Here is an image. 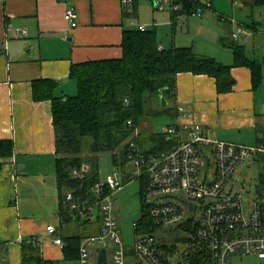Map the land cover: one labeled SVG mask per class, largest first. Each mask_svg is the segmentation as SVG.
I'll list each match as a JSON object with an SVG mask.
<instances>
[{"label":"crops","instance_id":"1","mask_svg":"<svg viewBox=\"0 0 264 264\" xmlns=\"http://www.w3.org/2000/svg\"><path fill=\"white\" fill-rule=\"evenodd\" d=\"M194 1L204 7L202 15H193L201 20L204 38L199 44L194 36L192 44L180 47L191 45L200 55L233 65V50L225 43L238 44L248 59L262 65L263 82L254 90L250 70L233 68V92L219 95L214 78L181 73L176 98L169 103L186 106L211 139L249 146L264 142V7L254 6L255 0ZM70 4L79 15L76 28L65 21ZM150 8L158 10L153 0L127 6L122 0H0V140L14 142V156L0 172V264H23L21 240L44 235L48 223L60 228L64 242L73 233L71 222L60 224L51 102L34 100L33 82L56 81V96L76 95L71 65L121 58L125 30H150L151 23L156 29L161 15L153 13V21L141 18ZM193 16L170 14L173 38L160 47L180 48L176 33L190 34ZM241 27L247 34L235 40ZM42 257L51 264H78L49 240Z\"/></svg>","mask_w":264,"mask_h":264},{"label":"built area","instance_id":"2","mask_svg":"<svg viewBox=\"0 0 264 264\" xmlns=\"http://www.w3.org/2000/svg\"><path fill=\"white\" fill-rule=\"evenodd\" d=\"M153 1L162 11L168 7L171 15L182 10V0ZM132 2L122 0L124 6ZM203 11L198 8L193 15ZM78 19L70 4L65 21L76 28ZM241 34H247L243 27L234 39ZM162 132L170 151L146 155L131 140L123 166L118 165L112 176L100 179L84 193L82 185L93 167L85 162L71 169L70 178L81 184L63 194L61 208L71 222L90 221L98 228L81 241L78 264H92L95 254L97 264L103 248L107 264H127L131 256L134 264H232L234 257L245 256L264 261V171L260 168L261 164L264 168V142L249 146L211 139L183 105H176L174 121ZM246 163L260 169L252 197L250 190L246 194L230 185L235 170ZM133 181L140 185L142 215L133 223L135 240L130 252L114 214L113 197ZM66 223L61 216V226ZM47 240L59 248L66 246L60 228L51 223L44 235L27 242L42 253Z\"/></svg>","mask_w":264,"mask_h":264},{"label":"trees","instance_id":"3","mask_svg":"<svg viewBox=\"0 0 264 264\" xmlns=\"http://www.w3.org/2000/svg\"><path fill=\"white\" fill-rule=\"evenodd\" d=\"M233 1L248 3V0ZM252 4L264 7V0H255ZM181 5L182 10L172 14L173 18L193 16L198 8L204 9L194 0H182ZM160 45L155 28L125 30L121 58L71 65L69 77L77 83L74 96H56L59 85L56 81L40 79L33 82L34 100L51 102L60 203L66 191L80 187L81 182L70 178L72 168L85 162L93 167L92 174L82 185L83 193L100 182L99 153H111L113 165L123 166L131 140H135L141 153L146 155L170 151L163 132H152L145 138L139 128L146 116L166 114L175 118L176 107L170 106L169 101L176 98L177 75L191 73L212 77L219 95L233 92L236 85L233 68L246 67L250 70L254 90L263 82L262 65L248 59L244 47L238 44L225 43L233 50V65L200 55L191 47L162 49ZM162 89H165L168 107H151L155 99L160 103ZM13 154L14 142L0 140V172L4 162ZM59 210L64 220L70 223L61 205ZM76 223L82 226L83 232L65 237L64 251L68 260L79 258L81 241L97 233L98 229L90 221ZM22 247L23 264H51L43 259L34 244L25 241Z\"/></svg>","mask_w":264,"mask_h":264},{"label":"rangeland","instance_id":"4","mask_svg":"<svg viewBox=\"0 0 264 264\" xmlns=\"http://www.w3.org/2000/svg\"><path fill=\"white\" fill-rule=\"evenodd\" d=\"M153 11L154 8L153 9L150 8L144 11V14L142 15L141 18L145 17L147 21H153L152 18L153 13L157 15H161L158 18V21L156 20L157 36L161 44L167 45L171 42L173 38L172 25L171 22L169 21L170 18H168V16H170L169 8L167 7L165 11H162L160 9L154 12ZM190 20H192V31L190 34H186L187 32H183V31H179L176 33L177 35L176 40L178 41L179 47L184 46L185 44H192V38H194V36H195V41L198 42L199 44H201L200 40L204 38V34H202V30H203L202 25L200 24L201 20H199L198 17H194V16ZM151 26L152 23L147 27L150 28V30L154 29V27ZM190 46L191 45H189V47ZM171 102L173 101L171 100ZM158 103L159 100L155 99L151 107H155V108H159V106L161 107L160 103L159 104ZM169 105L171 106L170 103ZM141 121L142 122L139 131L142 133V136L146 138L150 136L152 132H162L165 129V127L169 125V123L174 121V118L166 114H159V115H154V117L146 116ZM204 151L205 154L209 158H211L210 152L206 148L204 149ZM98 161L100 166L101 180H106L107 178L113 175L116 168H119L118 166L113 165L111 153H99ZM260 168L261 170L264 171L262 164ZM259 170L260 169L258 168L257 165L252 166L251 163L241 164V166H239L235 170L230 180V185H235L236 189L239 188L241 191H243L246 194H247V190H250V196L252 197L256 190L255 188V185L257 184L256 182L259 179L258 178ZM113 207L115 208V212H114L115 217L119 222L121 236L123 237L127 249L131 252V248L135 240L133 223L137 222L142 215L141 192H140L139 182L133 181L127 184L120 191L116 192L115 196L113 197ZM95 225H97V223H95ZM81 228L82 226L76 223V221H73L72 224L70 225V229H73L71 231L73 232L72 235L82 233L83 230ZM95 248L96 247L94 246L93 249ZM96 259H97V254L93 255L92 264L96 263ZM66 264H76V263L69 262ZM127 264H134L133 256L127 258ZM232 264H264V261L257 259L256 257L253 256L234 257L232 259Z\"/></svg>","mask_w":264,"mask_h":264},{"label":"water","instance_id":"5","mask_svg":"<svg viewBox=\"0 0 264 264\" xmlns=\"http://www.w3.org/2000/svg\"><path fill=\"white\" fill-rule=\"evenodd\" d=\"M160 105L161 107H168V101L165 98V89L161 90L160 94ZM107 250L103 248L98 255V262L97 264H107Z\"/></svg>","mask_w":264,"mask_h":264}]
</instances>
